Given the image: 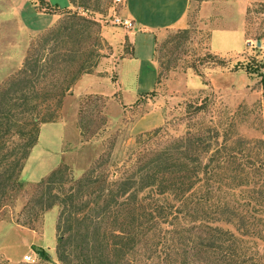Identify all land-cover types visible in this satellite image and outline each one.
<instances>
[{
	"label": "rangeland",
	"instance_id": "obj_1",
	"mask_svg": "<svg viewBox=\"0 0 264 264\" xmlns=\"http://www.w3.org/2000/svg\"><path fill=\"white\" fill-rule=\"evenodd\" d=\"M19 1L27 7L38 5L41 14L35 17L34 9L26 10L21 17L26 28L14 18L9 0H0V88L17 75L29 55L48 48L68 55L53 65L54 72L42 84L47 98L38 97L34 111L43 112L44 99L56 104L62 89L53 76L60 80L83 61L91 72L81 77L92 76L78 84L80 77L58 106L50 105L54 120L40 125L38 141L20 174L23 185L0 204V264H63L57 252L60 234L68 237L66 259L78 264L74 245H82L78 225L83 221L75 223L68 213L62 221L60 203L77 193L76 181L90 172V182L81 186L93 195L99 189L92 182L97 178H122L154 151L189 132L207 135L208 129L219 131L218 143L213 134L210 154L226 145L220 152L226 161L215 171L209 189L212 202L228 206L225 215L214 216L216 221L228 216L232 222L216 224L239 237L249 255L264 257V0H191L179 26L156 31H138L122 15L124 0H50L52 6L41 0ZM70 14L79 16L81 31L67 38ZM117 18L131 23H118ZM214 34V45L231 51H216ZM65 38L66 44L58 43ZM68 48L76 52L67 53ZM133 53L153 57L159 75L152 91L130 102L137 76L155 79L148 62L137 67L135 60H120ZM60 167L66 173L50 183L51 192L58 194L56 203L42 211L52 194L42 183ZM206 186L202 184L198 193L206 196ZM89 198L74 195L72 201L76 208V203L93 202ZM93 206L86 211L95 208L91 215L99 220L103 211ZM116 224L110 218L98 223L102 228ZM39 250L45 251V258ZM26 254L34 260H26ZM145 254L144 242L135 257L146 264ZM158 260L155 257L153 264Z\"/></svg>",
	"mask_w": 264,
	"mask_h": 264
},
{
	"label": "trees",
	"instance_id": "obj_2",
	"mask_svg": "<svg viewBox=\"0 0 264 264\" xmlns=\"http://www.w3.org/2000/svg\"><path fill=\"white\" fill-rule=\"evenodd\" d=\"M70 16L66 25L67 38L81 31V24L76 21L79 16ZM67 38L58 43L66 44ZM56 51V48H48L45 53L29 55L17 75L0 88V204L11 190L23 185L20 174L38 141L40 125L54 120L55 110L50 105L58 106L57 102L65 90H69L82 74L91 72L83 61L77 70L67 73L60 80L53 76L57 87L62 89L56 104L44 99L42 102L46 103V108L43 112L34 111L33 102L38 97L47 98L42 84L54 72L53 65L68 55L64 51L61 54ZM67 51L76 52L70 48ZM262 84L264 88V76ZM205 133L207 135L189 132L185 137L170 142L154 151L141 164L138 162L135 169L122 178L108 182L97 178L92 182L98 183L99 189L93 195L84 193L81 186L88 180L90 182V172L76 181L77 193L71 192L60 203L63 205L62 221L65 213L77 224L83 221L78 225L82 245H74V250H78V264H143L135 254L144 242L146 264H153L155 257L159 259L157 264H264L263 253L249 255L239 237L216 224L220 221L232 222L228 216L216 221L214 216L225 215L228 206L212 202L209 189L215 171L218 172L226 161L227 157L220 153L226 145L221 144L215 154H210L213 134L216 137L213 142L218 143L219 131L208 129ZM13 135L17 136L16 141L12 140ZM64 173L60 167L43 181L42 184H48V192L52 193L50 183L54 178ZM202 184L207 185L206 196L198 193ZM56 193L48 195L42 204V211L56 203ZM74 195L81 199L89 195L93 202L76 203L75 208L72 201ZM101 199L103 203H100ZM91 203L96 210L103 211L98 216L101 220L110 218L117 224L100 227V219L91 215L95 208H91L90 213L86 211ZM182 219L187 222L183 224ZM61 227L59 222L58 230ZM91 234L95 237L90 238ZM58 240L59 260L63 264H72L66 259L64 249L68 237L60 234ZM89 248H93V254Z\"/></svg>",
	"mask_w": 264,
	"mask_h": 264
},
{
	"label": "crops",
	"instance_id": "obj_3",
	"mask_svg": "<svg viewBox=\"0 0 264 264\" xmlns=\"http://www.w3.org/2000/svg\"><path fill=\"white\" fill-rule=\"evenodd\" d=\"M27 1L28 0H25L24 2ZM45 1H47V3L51 5L50 0H45ZM9 5L11 6L10 8L16 14V16L14 15L15 16L14 18L18 19L19 22L26 28H27L26 26L27 22L21 18L26 10L30 11V7L31 9H34L35 17L38 16L37 14H41L39 13L37 8L39 6L36 4H29V6L27 7L24 4H22L21 1L19 0H9ZM190 6H191V0H124V9L122 15L126 18L131 19L135 24L136 29H138V31L165 30L167 28L179 26L184 21ZM214 39H215V34L212 37L211 43L213 44V47L216 51L218 50L226 51V52L231 51V48L227 46L223 48L215 46ZM138 56H136L135 53H133L132 55L126 56L120 60L122 61L126 59L135 60L137 62V67H141L144 61L148 62V64H150V66H152L153 69L155 70V76L153 75V78L155 77V79H152V77H150L148 81H144V78L142 77L140 78V76H137L136 87L134 88V90H132L133 94L131 95L130 102L132 100H137L139 97H141L142 94L152 91L155 88L157 82L158 69H157V63L155 62L153 57L151 56L138 57ZM86 76H92V75L90 74L83 75L78 80V84ZM99 93L105 95L111 94L107 91H99Z\"/></svg>",
	"mask_w": 264,
	"mask_h": 264
},
{
	"label": "built area",
	"instance_id": "obj_4",
	"mask_svg": "<svg viewBox=\"0 0 264 264\" xmlns=\"http://www.w3.org/2000/svg\"><path fill=\"white\" fill-rule=\"evenodd\" d=\"M118 1H120V0H118ZM116 22H118V23H122V24H126V25H130V23H131L129 20H127V19L123 20V19H121V18H117V19H116ZM25 259H26V260H29V261H30V260H34L32 254H26V255H25Z\"/></svg>",
	"mask_w": 264,
	"mask_h": 264
},
{
	"label": "water",
	"instance_id": "obj_5",
	"mask_svg": "<svg viewBox=\"0 0 264 264\" xmlns=\"http://www.w3.org/2000/svg\"><path fill=\"white\" fill-rule=\"evenodd\" d=\"M259 45H261L260 42H259ZM38 253H39L40 256H43L44 255V251L43 250H39Z\"/></svg>",
	"mask_w": 264,
	"mask_h": 264
}]
</instances>
